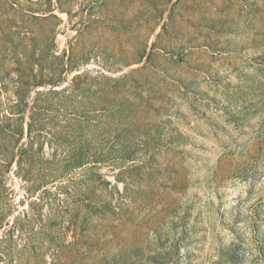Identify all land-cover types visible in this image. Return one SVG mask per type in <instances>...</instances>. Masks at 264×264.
Instances as JSON below:
<instances>
[{
    "label": "rangeland",
    "instance_id": "rangeland-1",
    "mask_svg": "<svg viewBox=\"0 0 264 264\" xmlns=\"http://www.w3.org/2000/svg\"><path fill=\"white\" fill-rule=\"evenodd\" d=\"M0 264H264V0H0Z\"/></svg>",
    "mask_w": 264,
    "mask_h": 264
}]
</instances>
